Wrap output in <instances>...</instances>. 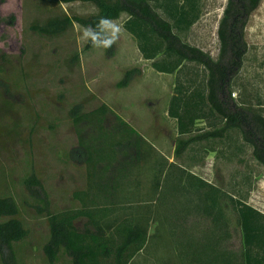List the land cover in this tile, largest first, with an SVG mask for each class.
<instances>
[{
  "label": "rangeland",
  "instance_id": "obj_1",
  "mask_svg": "<svg viewBox=\"0 0 264 264\" xmlns=\"http://www.w3.org/2000/svg\"><path fill=\"white\" fill-rule=\"evenodd\" d=\"M201 3L200 18L183 37L216 59L220 46L217 31L227 0ZM97 11L92 2L0 0V195L16 200L18 217L28 230V235L13 245L17 264H53L44 252L50 237L46 212L42 210L44 203L32 194L26 179L31 175L40 179L52 212L75 207L74 193L90 179V167L73 151L80 147L81 136H90L91 141L97 132L94 125H84L82 131L73 122L70 110L78 103L82 104V113L107 104L113 112L108 111L103 117L104 127L115 126L118 115L144 137L140 164L150 166L147 170L142 168V178L154 180L150 183L153 188L159 184L153 193L155 203L148 206L153 207L150 224L156 228L167 223L175 232L176 250L181 229L188 228L200 237L210 229V220L195 214L193 210L197 208L187 203L193 198V189L186 178L184 183L176 178L174 167L168 169L171 161L264 212V167L255 159L252 145L239 129H230L222 137L194 141L180 156H175L178 125L169 116L168 108L176 73H160L152 67V60L142 57L135 37L124 28L126 13L114 21L121 27V36L112 56L102 47L87 49V41L80 36L84 26L77 22L58 35L33 29V25L45 24L53 17H85ZM245 39L248 53L231 96L235 102L246 100L262 107L264 114V0L249 18ZM132 67H140V73L127 87H118L126 70ZM196 128L194 136L212 130L204 120H198ZM98 147L103 154L114 152L110 147L104 149V144ZM115 150L117 155L110 171L91 179H98L107 189L112 183H119V174L128 164L121 163L119 147ZM104 167L107 165L100 169ZM160 170L166 171L164 176ZM156 179L161 182L155 183ZM180 199L191 209L188 217L175 208ZM223 203L231 217L228 232L232 234L224 244L239 248L242 232L236 213L229 200ZM127 214L133 212H119V218ZM7 218L0 217V221ZM77 224L84 225V220L79 219ZM0 264H4L1 255Z\"/></svg>",
  "mask_w": 264,
  "mask_h": 264
},
{
  "label": "trees",
  "instance_id": "obj_2",
  "mask_svg": "<svg viewBox=\"0 0 264 264\" xmlns=\"http://www.w3.org/2000/svg\"><path fill=\"white\" fill-rule=\"evenodd\" d=\"M54 1L92 2L98 11L85 17L67 14L63 17H53L45 24L33 25L34 30L46 35H58L73 26L74 22L84 27L94 26L101 16L113 20L126 13L128 18L124 21V28L135 37L143 57L152 60V67L159 72L176 73L174 93L168 108L169 116L175 118L178 125L176 157L194 141L222 137L230 129H239L244 139L252 145L255 159L264 167L262 107L246 100L235 102L231 96L235 78L241 72L248 53L245 29L250 16L260 6L262 0H227L217 31L220 46L216 59L182 36V33H186L200 18L202 0ZM92 47L87 42L86 48ZM105 50L112 56L115 53V45ZM140 71L139 67L126 70L118 82V87L130 85ZM81 108L82 104L79 103L71 108L73 122L80 125L79 129L82 131H85L82 128L84 125H94L97 134L90 141V136L87 138L81 136L84 133L81 131L80 147L74 149L73 154L88 164L90 179L96 174L105 175L110 171V165L117 155L115 154L117 147L121 163H128L123 173L131 172L133 166L141 163L145 139L127 121L117 115L115 126L104 127L103 117L108 111L113 112L107 104H102L89 113H82ZM198 120H204L212 130L202 135H192L197 130ZM185 135L191 136L184 137ZM102 144L104 149L110 147L114 150L113 154L101 153L98 146ZM103 165L107 167L101 170ZM172 167L176 169V178L181 183H184L185 181H182L186 178L194 195L197 194V203L191 205L196 206L197 215L210 220V229L200 237L189 235L182 243L177 236L180 258L187 264H264V212L246 200L236 198L219 186L191 173L185 167L179 166L176 161L171 162L168 169ZM26 184L32 194L44 203L42 210L46 212L50 227V237L44 245V252L51 262L59 257L62 250L73 256L74 264H101L99 257L111 254L112 245L103 246L97 238L99 235H95L97 245H93L91 241L86 240V235L78 230L80 225L77 221L83 217L88 218V221L81 226L114 227L123 232L119 233V246L115 251L117 262L111 261L108 264H129L134 255L144 247L150 218L127 214L126 217L109 219L105 217L106 211L118 208L117 203H106L108 205L102 208L98 207V203L94 206L91 199L84 200L81 208L52 212L40 179L31 175L26 179ZM183 185L184 191L186 186ZM225 200H229L236 213L237 224L242 232L240 248L230 251L219 248L220 244H224L225 240L232 236L228 232L231 217L223 203ZM109 205L111 206L108 208ZM186 205V202L181 203L178 200L175 208L180 212L189 213L191 209H187ZM125 208H128L126 204H119V209ZM18 214L19 206L16 200L10 196L0 195V217H8L0 221V255L4 264H17L14 242L28 235V230Z\"/></svg>",
  "mask_w": 264,
  "mask_h": 264
},
{
  "label": "crops",
  "instance_id": "obj_3",
  "mask_svg": "<svg viewBox=\"0 0 264 264\" xmlns=\"http://www.w3.org/2000/svg\"><path fill=\"white\" fill-rule=\"evenodd\" d=\"M160 11L163 12V10ZM118 19H113V21H117ZM194 25L195 23L191 27H193ZM129 34L132 35L131 33ZM184 35L186 36V33L185 34L182 33V36ZM140 54L142 55L141 52ZM178 165L181 167H185L182 164H178ZM149 166L150 165H146V164H142V165L138 164L136 166H133V168H131V172L122 173L121 175L119 174V183H112L110 189L104 187V184L100 182L98 179L97 180L94 179L93 181L91 180L92 178L87 179L85 182L86 183L85 187L79 189L74 193L76 197L75 199L76 205L73 208L74 209L81 208L84 200L88 201V199L94 201L93 202V204H95L94 206H97L96 204L98 203L99 204L98 207H102V208H104V205H108L106 203L116 202L117 203L116 206H118V208L107 210L105 217L109 219H117L120 217L119 212L131 211L133 212V214H128L127 216L152 219L153 216L150 215V212L153 211V207H148V206L151 204L154 205L155 199L153 197V193L155 188H157L159 184L156 185L155 188H153V185H151L150 183H153L154 180L150 181L147 178H142L144 167L147 170ZM160 172H162L161 176H164L166 171L164 172L160 170ZM90 181H92V184H90ZM159 181L161 182V179L160 180L156 179L155 183ZM185 199H187V197H185ZM197 200L198 198L196 194L195 196L193 195V198H189V202L187 203L189 205H192L194 203L196 204ZM180 201L183 202L185 200L180 199ZM119 204H126L128 208L119 209ZM144 204H146V206L142 207L141 205ZM131 205L133 206V208H130ZM110 206L111 205H109L108 208ZM196 210H193L195 211V214H197ZM180 213L181 215H183V217L189 216V213L187 214V211H181ZM180 216L179 218H181ZM159 217L164 219L167 216L160 215ZM82 219L84 220V224H86L88 218L83 217ZM78 230L81 233L85 234L86 240L91 241L93 245L95 244L97 245L96 243L97 238H99V241L102 242L101 244L103 246L112 245L111 254L109 255L103 254L99 257L101 264H108L111 261L112 263L117 262V259L115 257V251L116 248L119 246V233H123V232H119V230H117L114 227H107V226H102V227L80 226ZM181 230L182 232H179V235H181L180 239L182 240L181 241L182 243L185 242L187 236L194 235L192 232L189 231L188 228L186 229L183 228ZM173 233L175 234L172 228H170L168 224L165 222L163 225L156 226V228H153L152 224H149L147 241L144 247L138 253H136L134 257L130 260L129 264H173L172 260L176 262L175 264H187L185 263V261H183L180 258L178 251L174 247L175 238L173 237ZM95 235H99L100 237L96 238ZM220 247L226 249L227 251L236 249V246L234 244H220L219 248ZM53 264H74V258L72 255H69L65 253L64 250H62L59 257L53 261Z\"/></svg>",
  "mask_w": 264,
  "mask_h": 264
},
{
  "label": "clouds",
  "instance_id": "obj_4",
  "mask_svg": "<svg viewBox=\"0 0 264 264\" xmlns=\"http://www.w3.org/2000/svg\"><path fill=\"white\" fill-rule=\"evenodd\" d=\"M80 36L93 47L109 49L120 39L121 27L111 18L101 16L94 26H85Z\"/></svg>",
  "mask_w": 264,
  "mask_h": 264
}]
</instances>
